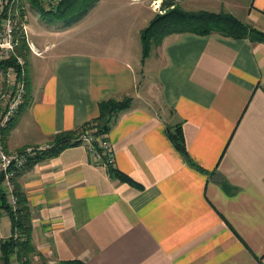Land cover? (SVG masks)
I'll use <instances>...</instances> for the list:
<instances>
[{
	"label": "crops",
	"instance_id": "1",
	"mask_svg": "<svg viewBox=\"0 0 264 264\" xmlns=\"http://www.w3.org/2000/svg\"><path fill=\"white\" fill-rule=\"evenodd\" d=\"M203 2L264 30V0ZM142 27L117 46L90 34L28 43L26 97L5 149L48 146L97 116L100 100L128 95L106 137L112 167L142 186L111 175L84 143L33 164L17 178L39 253L31 261L264 264V42L170 34L141 64ZM178 122L204 171L171 143L166 127ZM10 232L0 209V240Z\"/></svg>",
	"mask_w": 264,
	"mask_h": 264
},
{
	"label": "trees",
	"instance_id": "2",
	"mask_svg": "<svg viewBox=\"0 0 264 264\" xmlns=\"http://www.w3.org/2000/svg\"><path fill=\"white\" fill-rule=\"evenodd\" d=\"M32 8L40 15L60 20L62 26L68 27L79 20L98 0H59L51 9H46L41 0H27ZM162 12L155 13L147 24L140 29L141 62L151 52L153 47L159 46L164 37L170 34L194 33L206 35L213 31L230 38H247L252 42H264V30L250 26L232 13L224 10L217 12L206 9L187 10L182 8L173 0H162ZM25 10L22 9V12ZM16 53L25 58L29 52V46L25 36L19 34ZM131 96L121 98L109 97L100 100L98 103V115L81 123L73 129L63 130L54 134L52 141L45 149L36 151L28 159L23 167L16 170L13 178V195L15 206L7 200L2 188L0 175V209L8 215L11 225L10 235L0 240V261L1 264H31L32 256L39 253L32 241V214L25 194L21 190L18 177L32 167L33 164L56 156L62 149L81 143V135L89 133L93 136V144L97 147L99 135L107 133L114 122L116 115L127 109L131 104ZM168 137L190 165L198 167L188 155L184 135L180 122L166 127ZM24 149V148H23ZM111 175L134 187L141 188V184L131 179L121 171L107 166ZM41 264H91L80 259L57 260L54 263Z\"/></svg>",
	"mask_w": 264,
	"mask_h": 264
},
{
	"label": "built area",
	"instance_id": "3",
	"mask_svg": "<svg viewBox=\"0 0 264 264\" xmlns=\"http://www.w3.org/2000/svg\"><path fill=\"white\" fill-rule=\"evenodd\" d=\"M59 0H41L46 9H52ZM25 0H0V175L1 185L8 202L14 207L13 178L17 169L23 167L28 156L47 146L27 147L21 151L8 152L3 143V132L8 128L26 97L24 57L16 53L19 34L26 39ZM22 9L25 11L22 12ZM28 43V42H27ZM30 44V43H29ZM81 143L93 153L97 163L112 166L114 159L106 133L99 135L97 147L89 133L81 135Z\"/></svg>",
	"mask_w": 264,
	"mask_h": 264
},
{
	"label": "rangeland",
	"instance_id": "4",
	"mask_svg": "<svg viewBox=\"0 0 264 264\" xmlns=\"http://www.w3.org/2000/svg\"><path fill=\"white\" fill-rule=\"evenodd\" d=\"M25 1L27 3L26 25L28 27V30L26 31V40L28 43L34 42L33 40H36L38 38L43 39L45 36L51 38L52 40L61 39L59 41H62L63 38L66 37L81 40L85 36H88L90 34L97 41L106 42V44L111 43L112 45L117 46L121 44V36H123V32H126L129 37H133V39L136 40V28L139 29L140 27L144 26L147 20H150L151 16L155 15V13L162 12V0H132L137 1V3L130 2L129 0H98L92 8H90L79 20L76 21L75 25H73L72 28L65 32H62V29L65 27L62 26L60 20L40 15L37 10L30 6L27 0ZM173 1L187 10L206 9L204 7H208L206 6V4H202L205 3L203 2V0ZM195 1L197 2L194 3ZM207 1H214L215 3H219L223 0ZM247 1L248 0H237L238 3H245ZM49 33L50 36H48ZM143 62L141 64H143ZM152 65L153 64L147 66L146 64V67L144 69V74H147L146 78H148L149 80L152 78ZM141 78L142 77H140V79ZM21 150L22 149H17L15 151ZM43 262L48 263L46 259H39L38 261H31V264H41ZM13 263L17 264L16 262Z\"/></svg>",
	"mask_w": 264,
	"mask_h": 264
}]
</instances>
